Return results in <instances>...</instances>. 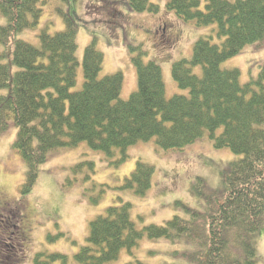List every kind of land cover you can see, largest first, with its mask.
I'll return each mask as SVG.
<instances>
[{"label":"trees","instance_id":"obj_1","mask_svg":"<svg viewBox=\"0 0 264 264\" xmlns=\"http://www.w3.org/2000/svg\"><path fill=\"white\" fill-rule=\"evenodd\" d=\"M50 1L0 0L5 20L0 26V137L10 127L16 129L13 147L26 165L23 192L53 153L83 142L113 166L129 157L130 147L147 141L170 151L205 140L239 156L223 164L220 185L209 192L197 188L203 176L196 177L192 192L201 205L192 209L182 203L189 210L186 218L176 214L166 223L140 229L131 218V202L117 196V205L91 221L87 242L74 258L51 252L38 256L36 264H111L121 248L129 257L121 264H153L133 252L143 236L184 241L191 246L184 252H191L193 264H261L264 66L242 81L239 67L223 63L246 46L264 42V0H167V10L210 30L195 42L190 57L172 62L173 79L185 89L172 96L167 95L161 61L147 59L140 43H127L137 75V87L127 98L122 97L121 71L101 75L104 53L96 45L97 33L91 31L92 40L80 53L83 20L74 0H62L68 8L58 10L62 29L40 25ZM112 1L134 12L155 13L161 7L152 0ZM29 29H38L37 44L23 37ZM81 67L84 79L76 88ZM72 167L82 172L83 180H91L95 172L92 159ZM154 167L138 160L119 187L144 196L152 187ZM67 184L73 182L68 179ZM104 191L102 186L99 193Z\"/></svg>","mask_w":264,"mask_h":264},{"label":"rangeland","instance_id":"obj_2","mask_svg":"<svg viewBox=\"0 0 264 264\" xmlns=\"http://www.w3.org/2000/svg\"><path fill=\"white\" fill-rule=\"evenodd\" d=\"M152 1L160 3L158 12L129 11L125 5L120 9L112 0H74L75 10L83 20L79 26L80 53L92 40L91 33H97L96 45L104 53L101 75L122 72L123 98L129 97L137 87L136 68L127 43H140L148 52L147 59L153 56L161 61L167 95L172 96L185 90L178 88L173 79L172 62L190 57L195 42L210 30V27H199L192 21L179 19L166 9L167 0ZM59 9L68 11L67 2L50 1L40 25L53 23V30L62 29L65 23ZM4 24L0 14V26ZM37 33L38 29H29L23 37L37 44ZM223 66L239 67L241 80H248L246 78L257 74L264 66V42L258 47L246 46ZM83 79L81 67L76 88L81 87ZM15 134L16 129L10 127L0 137V264H36L38 256L43 258L51 252H63L74 258L87 242L91 221L105 214L110 206L117 205L120 199L117 196L131 202V218L140 229L153 223H166L176 214L186 218L189 210L184 209L182 203L192 209L199 205L192 192L196 177L204 178L197 188L209 192L211 186L220 185L223 164L239 156L228 148L217 149L205 140L184 150L170 151L156 149L153 141H147L130 147L129 157L113 166L104 160L102 153L91 150L83 142L53 153L41 165L35 183L23 192L26 165L13 147ZM84 159L95 162L91 180H83L82 172H75L72 167ZM138 160L155 166L152 187L144 196L119 187ZM68 179L73 182L70 186ZM102 186L105 191L100 194ZM96 195L99 197L93 200L92 196ZM18 215L22 219H18ZM60 232L61 235L54 237ZM138 242L133 252L153 264H193L188 257L191 252H184L191 246L180 239L150 240L143 236ZM121 250L118 260L111 264L129 260L128 251ZM257 250L264 264V227L257 240ZM149 252H155L154 256Z\"/></svg>","mask_w":264,"mask_h":264}]
</instances>
